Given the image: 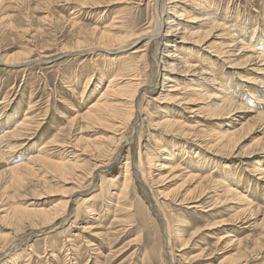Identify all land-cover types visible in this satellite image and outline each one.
Here are the masks:
<instances>
[{
    "label": "rangeland",
    "instance_id": "rangeland-1",
    "mask_svg": "<svg viewBox=\"0 0 264 264\" xmlns=\"http://www.w3.org/2000/svg\"><path fill=\"white\" fill-rule=\"evenodd\" d=\"M99 1L100 5L97 7L91 2L88 3V6L84 7L79 1L73 0L67 2L60 0L51 4L50 9L47 10L45 5H39L38 0H0V135L3 134L6 128L12 129L17 119L22 118L23 115L34 117L42 123L29 140L22 141V148L20 149L19 147L18 151H6L8 150L6 149L3 152L4 145L0 144V178L2 179H0V205H19L21 207L28 205L29 208L49 209L55 202L67 199L64 195L70 194L67 193L69 191L80 189L82 193L75 192L76 196L73 200L69 197V204L65 210L66 217L54 220L50 225H54L57 222L59 224L55 228H51L48 225L49 227H46L47 229L44 233L45 228L37 231L35 228H31L29 223H25L24 233L11 235L10 233L15 230V226L8 223L9 219L7 221L5 219L1 220L0 232L8 233L0 235V245L11 241L8 244V248L14 246L18 251L14 252L13 255L15 254L17 257H26L27 253H31L29 257L31 260L28 264H264V247L253 250L255 240L264 232V224L261 223L264 217V210L258 212L255 218L253 217L251 220L246 219L245 216L249 214V211L245 216H243V213L247 209L246 207L250 205H242L239 203V199H233L230 196L224 197L225 192L223 187L219 182H215L216 179L221 181L224 178L228 181V185L234 184L233 188L240 189L243 194L247 195V198L249 196L248 199L250 201L264 206V180L257 179L258 176H255L256 173L253 171V169H257L254 167L255 162H260L264 166V139L259 142L260 139L264 138V119L254 123V128L250 130L251 132L249 131L242 135V142L239 145L237 144L236 148L247 153L244 158H238L233 155H220L221 151L223 153L229 152L228 150L225 151L223 147H221V150L219 148H216V150L208 148L214 154L209 153L206 148L208 147L207 143L210 141L204 140L205 142H203L200 136L192 131V128H184L185 132L190 131L192 133L188 135L179 129H174V127L158 125L157 122L163 120V118L189 115L188 119L184 118L183 120L189 126H197V133H205L213 141L217 137L216 130L228 128L227 124L230 122H226L228 119L224 118H211L205 115V113L194 112L190 114L188 109L183 110L184 108L195 106L196 104L194 103L188 104L184 100H178L177 98L163 99L169 90L168 88H172V77H175L179 81L180 86L176 87L181 89V91H172V93L175 95L184 92V94L182 93V97L186 99L191 94V92L188 94L187 92L194 82L190 80L185 82L181 75L177 73L173 74L170 70L163 69L164 66L171 63L162 57V51L166 50L165 44L168 42V38L165 39V37L160 36L159 38H153L151 37V31L148 35L145 34L146 27L150 24L149 22L154 12V7L150 0ZM165 1L167 0H162V2ZM194 1L201 4L196 5L199 8L197 9L199 12L191 9ZM176 2H179V0H176ZM183 3L186 4L188 12L191 13L183 14L185 11H181L182 15L180 16L183 18L181 20L186 25L192 24L194 26L188 29H179L178 36L181 35L182 30H187V32L202 30L204 32L211 29L213 22L223 23L232 31L243 28L244 33L248 32L246 40L250 41L253 38V42L257 41L254 43L256 44L254 48L257 51L264 50V41H262L264 40V0H180V4ZM170 4H173V2H170ZM169 11L170 13L164 15V19L161 16L159 20L167 22L169 20L168 17H173L176 14L173 9ZM201 14L205 15V18L210 21L202 28L199 26V23H206V20L201 21V19L199 21L194 20L195 23L191 22L193 17L197 19L195 18L197 15L198 18H202ZM208 15L212 16L211 19ZM48 17H51L50 21L46 20ZM224 20L228 22L226 23ZM11 23L15 25V28L12 27ZM106 27L116 28L112 29V31L120 36L129 33L132 27H136L137 32L143 30L137 35L141 36L144 33L145 36L143 35L142 38L135 37L137 39L133 42L126 41L124 44L115 43L110 46L111 52L89 51L87 48L99 44V33H95L92 30L98 28V30L102 31ZM210 33L218 36L222 32L213 30ZM178 36H175V34L172 36L178 40L176 42L177 45L182 48L184 47L180 51L173 50L180 55V61L178 58L173 60L175 63H178V66L185 64L186 61L195 63L198 57L194 52L200 51L203 56L211 59L210 61L200 59V64L206 68H212L211 70H215L214 72L218 73L212 72L216 85L219 84V81L224 82V86L227 85L228 93L233 92V95L230 97L238 103L240 102V104L242 102L246 109L253 111L251 114H243V117L247 119L252 115L256 116L264 111V104L260 100L262 96L258 92L255 94L256 98L254 99H250L247 95L246 97L245 95L239 97L236 95L243 91V88L241 90L239 88L237 90L236 88L237 86L242 87V81L235 75H230L233 69L227 67V64L225 65L224 62L218 63L219 60H216V56L208 53L209 50L207 51L206 48H208L207 46L210 42L214 46H219V40H215L218 37H212L210 42L208 41L203 44L196 43L195 40L194 42L187 40L180 42L181 39H179L180 37L177 38ZM149 39H151V45L148 48V59L151 62V66L145 74L143 72L145 68L144 63L140 60L137 62L136 59L131 58L137 57L141 53L133 55L131 52L134 48L146 49L145 45ZM78 40L86 42L85 45L83 47L79 46V48L74 47L75 44L77 45L76 42ZM212 40L217 42L215 43ZM112 42L114 41L112 40ZM112 42L110 41L109 44ZM88 43L95 44L87 45ZM64 45L65 47H63ZM201 47L206 49V51L200 49ZM77 48L78 50L72 53L67 51ZM63 49H65L64 52H62ZM23 51H29L30 55L22 61L11 62L7 58H4V56H10ZM241 59L239 58V62H241ZM127 62H129L128 68L132 67V65H137L136 67L139 68L142 78L146 79L147 85L141 87L136 97V105L139 109L143 110L142 121L139 118L137 119L136 114L138 113L135 111L136 113L134 112L131 122H126L125 124L118 123L119 125L115 129L113 122L106 123L107 127L102 124H86V127L83 128L84 131L78 134L82 125V121H79L73 132L71 130L68 135L67 129L70 120L75 117L79 119L80 115H83L89 106L98 100L101 93L104 92L109 84L110 77L114 76L119 68ZM212 62L217 65L216 68L212 66ZM243 66L240 69V73L246 75L248 74V70L245 68L249 69L250 67H248L249 64ZM219 70L222 74L217 72ZM165 73L169 74L171 78L164 80L163 76L166 75ZM154 77L156 78L155 82ZM229 79H232V81ZM260 79H264V75ZM148 83L149 85L155 83V86L148 87ZM246 83L249 84L248 82ZM252 87L254 88L255 86ZM229 90L232 92H229ZM259 90H262V88ZM144 91H147V94L143 95ZM208 92L210 91L208 90ZM244 92H247V90L244 89ZM196 98L197 96L192 99ZM212 101L211 99H206L200 103L209 104L208 102ZM200 103L194 108L201 107L203 104ZM45 114L47 115L45 116ZM239 114L242 116L241 113ZM6 118L7 123L5 124ZM200 121L202 122L198 124ZM238 121L241 120L238 119L235 123H239ZM61 128H66V135H63L65 141L69 142L71 138V141L73 140L72 144H74V147L76 146V149L68 146L64 147V149L61 147L53 148L49 156L51 159L59 161H62V157H65L67 161V159H73L74 155L70 152L74 150V154L80 155L75 160L83 163L85 168H81V171L78 172L82 176H78V180L72 183H66L68 182L67 180L59 179L55 174L50 173L51 176H49V173L46 172L47 170H41V166L38 164L36 167H39L38 169L41 171H36L38 175L34 179L33 177H26L27 179L23 180V185L26 187L21 186L23 189L19 190V192H22L19 195L20 197L14 196L15 191L13 188H5L6 185H11L12 181L10 179L13 174L9 171L6 172L7 168L18 162L28 161L30 154H37L36 151L41 144L44 145L51 138L54 140L55 136L59 135ZM229 129L232 128L229 127ZM80 136L85 140V143H82L83 139L80 142L76 141ZM90 141L92 142L90 143ZM100 143H102L104 149L102 152L101 150L95 151L94 148H97V144ZM184 143H187V145H184ZM34 144H36V147L33 146ZM31 146L35 147V149H31ZM192 146H194V150L190 149ZM200 146L203 147L204 153H209L207 154L206 160L208 163L206 162V164L212 170L208 174H204L210 180L206 189L210 193L205 199H201L203 206L194 208L190 207V205L196 203L180 204L178 202L175 204L174 200L168 199L166 201L168 208L156 207L153 209L151 206L150 188L155 190L157 197H160V201H162L164 199L161 200V190H165L170 195L173 193L169 191L173 188L175 191L185 193L186 187L189 184L184 181L185 177H182V179L170 180L164 187L158 188L159 183L156 181H149L150 183H147V185L142 179V174H140L135 166L140 163V152L145 154L146 160L143 161H146L150 165V172H153L152 174L159 173L164 175L167 174V170H160L159 164L152 165L149 163V156L151 157L154 154L157 156V153L161 155L162 152L160 150L167 148L176 153L175 158L171 159L174 160V165L180 164L187 167L188 170L193 171L196 169V165H198L197 159L203 156L199 154V157L193 160V165L191 164V167L188 168L190 157H188L189 154L187 152L185 154V151L190 150L191 155L195 156L196 149L201 148ZM57 151H62L64 154L62 155V153ZM178 151L181 154L177 153ZM248 151L251 153H248ZM260 153L261 155L255 156ZM251 154L253 155L251 156ZM127 155H130L131 166L134 165L130 167V173L128 172L129 174H127L128 176L130 175V178L126 176L124 167ZM17 156H19L18 159ZM163 157L170 158L171 156L163 155L161 158ZM156 160L155 162L161 163V160ZM100 161H102L103 167L97 171L99 168L95 167V165L100 163ZM224 165L225 167H230L226 168V170L223 168ZM247 168L250 171H244ZM101 171H103L102 174H99L98 172ZM182 172L183 170L177 171L178 174ZM100 175L104 177L101 178ZM227 175H230V178L237 175L239 182L235 181L234 183V180H231ZM4 178L5 180L6 178L10 179L6 182ZM43 178L46 179L44 180ZM54 178L56 179L53 180ZM126 178L129 180H126ZM47 179L50 183H48ZM243 180H245L244 183L242 182ZM45 181L47 182L46 184L44 183ZM126 181L127 184L130 181L129 185H126ZM39 183L42 184L40 185ZM244 186L245 188H243ZM251 186H254V189ZM192 187H194V184ZM92 188L97 189L93 192ZM199 193L204 194V192ZM220 196L223 197L217 203L216 198ZM81 197L86 200L90 198L88 200L89 203L86 201L80 205ZM29 201L34 202V204L31 205ZM79 212V216L75 217ZM163 212L168 213L172 219V221L170 220V224L173 232L171 231L169 244H165V235L163 234L166 231V225H168V222L166 223L163 218ZM95 218L97 219L95 220ZM222 222L228 223L224 225ZM8 225L11 227L10 230L4 228ZM84 226L87 227L84 229ZM232 228L237 230V237L247 239L249 247L252 250L247 253L244 259L237 263L229 261V258L238 253V243L236 241H229L218 244V239L227 234ZM23 237L24 239L28 238V240L25 239L24 241ZM88 241H91L93 244L91 248L87 247ZM184 243H187V245ZM7 253L1 256L0 264H6L7 260L11 262H9L10 264H13L12 258H9ZM20 260L15 264L26 263L24 262V258Z\"/></svg>",
    "mask_w": 264,
    "mask_h": 264
},
{
    "label": "bare ground",
    "instance_id": "bare-ground-1",
    "mask_svg": "<svg viewBox=\"0 0 264 264\" xmlns=\"http://www.w3.org/2000/svg\"><path fill=\"white\" fill-rule=\"evenodd\" d=\"M38 1H39V5H45L46 9L49 10L51 4L55 3L56 1H60V0H38ZM65 1L71 2L73 0H65ZM74 1L81 2L82 6H84V7L88 6V3H90V2L93 3V5H95V7L100 5L99 4L100 3L99 0H74ZM150 1L152 2V5L154 7V12L152 13L153 15H152L151 20L149 22L150 24L148 25V27H146L145 34L148 35L150 33V31H151V37H153V38L154 37H158L159 38V36L160 37H165V39L168 38V42L165 44L166 50H163V51L161 50V51H162V54H163L162 55L163 59L165 58V59L169 60V62H171V63H169V65H167V66H164L163 69L164 70H168V71L170 70L173 74L177 73V74L181 75L183 81H185V82H187L188 80H190L191 82L192 81L194 82V84H192L189 87V90H188L187 94L190 93V92H191V94L186 99V98L182 97L184 92H182L183 94L182 93H177L175 95L172 93V91H174V92L178 91V90L181 91L180 88L176 87V86H180L179 81L177 79H175V77H172V79H171V82H173V83H171L172 88H168L169 90L164 95L163 99L164 98H168V99L177 98L178 100H184L188 104L194 103V104H196L195 106H198L199 103L201 101H203V100L211 99L213 101L212 102H208L209 104L200 103V104H203L201 107L194 108L195 106H191V107L184 108L183 110H185V109L187 110L188 109L190 114L194 113V112H200V113H205V115H208L211 118L228 119L226 122H230V123L227 124V127L229 126L232 129H229V127H228L226 129L222 130V128L220 127L221 129L219 131L216 130L217 137L213 141H211L212 139L210 137H208L207 134H205V133H201L200 134V133L196 132L197 126H189L188 123H186V121L183 120L184 118L188 119L189 115L188 116L187 115L179 116V117L178 116L167 117L165 119L163 118V120L157 122V124L158 125H165V126H169V127H174V129H179L182 132H185L184 131L185 127L192 128V131H194L195 134H198L200 136V139L203 140V142L210 141L209 143H207L208 147L206 148L209 153H213V151L211 152V150L208 149V148H212L213 150H216V148H219V150H221V147H223L225 149V151L228 150L229 152H227V153L224 152L223 153L221 151L220 155H223V156L233 155V156L238 157V158L246 157L247 153L245 151H243V150H240L239 148H236V146H238L242 142V140H243L242 139V135H244L246 132H249L250 130H252V128H254V123L264 119V114H262L264 111L262 113L257 114L256 116L252 115V116H250V118H247V119L245 117H243V114H246V115L247 114H251L253 111L249 110V109H246L245 106L242 104V102L240 104V102L238 103L233 98H231L230 96L233 95V92L229 90V92H232V93H228V91H227L228 89L226 88L227 85L225 84L226 86H224V84H223L224 82L222 83V81H219V84L216 85V83L214 81V75L212 73L215 70H211L212 68H206L205 66H203L199 62L200 59H203V60L205 59L207 61H210L211 59L203 56L202 53H200V51L197 50V52H194L197 55V57H198V58H196L197 60H196L195 63L185 60L186 61L185 64H182V65L178 66V63H175L173 60H176L178 58V60L180 61V59H179L180 55L177 54L176 51H178V50L180 51V49L183 50L184 47L182 48L181 46L177 45L176 42L178 40L174 39V37H172V36H174V34H175V36H178L179 29H181V28L182 29L183 28L184 29H188V28L194 26L192 24L186 25V23L182 22L181 19H183V18H181V16H180V15H182L181 11H185V12H183V14L184 13H191V12H188V10H187L188 8L186 7V4H184V3L180 4V0H179V2H176V0H167V1H165L166 3L162 2V0H150ZM181 1H185V0H181ZM170 2H173V4H170ZM206 2H208V1H206ZM196 5H201V4L196 2V1H194V5L193 4L191 5V9L193 11L199 12V10H197L199 8ZM171 9L175 10L176 14H174L173 17L172 16L168 17L169 20L167 22H164L163 20L160 21L159 18L161 19V16H162L163 19H164V15H166V13H170L169 10H171ZM193 13H195V12H193ZM197 16L195 17L197 19H194V17H193V20H191V22H194V20L195 21H199L201 19H202L201 21L206 20V23H202V22L199 23V26H201V28L205 27L210 22V21H208L209 19L205 18V15L201 14L200 16H202V18L201 17L198 18ZM114 17H116V16H114ZM190 17H192V16H190ZM211 17H210V19H211ZM165 19H166V17H165ZM46 20L50 21L51 17H48ZM173 22H176V23H173ZM11 25H12V27L15 28V25L13 23H11ZM110 28L106 27L102 31L98 30V28H94L92 31L95 32V33L96 32L99 33V35H98L99 36V39H98L99 44H97L98 42L96 43L97 45H94L95 43L94 44L93 43H88L87 45L93 44L94 46L91 47V48L89 47L87 49H89V51H91V52L92 51H99V52L107 51V52H111L110 46L114 45L115 43L116 44H119V43L124 44L126 41L133 42V41H135L137 39L135 37L142 38L143 35L145 36L144 33L141 36L137 35L138 33L142 32L143 30L140 31V32H137L136 31L137 30L136 27H132L129 33H126V34H124L122 36L117 35L115 32L112 31V29L114 30L116 28H112V27H110ZM37 30H38V28H37ZM40 30H42V29H40ZM213 30H215L217 32H222V33H220L218 36H214V34L212 35L210 33ZM162 31H164V33H162ZM36 32H38V31H36ZM244 32L245 31H243V28L236 29V30L232 31V30H229L228 26L224 25L223 23L213 22L212 23V27H211V29L209 31L202 32V30H198V31H194V32H190V31L187 32V30H182L181 35L178 36L177 38L180 37L179 38V39H181L180 42H183L184 40H187L189 42L190 41L194 42V40H195L196 43L205 44L208 41L210 42V39H212V37H218V38H215V40H219V46H217V45L214 46V45L211 44L212 42H210L209 45L207 46L208 48H206V49H207V51L209 50L208 53H210L212 56H214V55L216 56V58H217L216 60L217 61L219 60L218 63H220V62L223 63L224 62L225 65L226 64L228 65L227 67L233 69L232 72L230 73V75H235L238 79H240L242 81L241 82V83H243V84H241L242 87L236 85L237 86L236 88H237V90H238V88L240 90L243 88V91L241 93L238 91L240 94H236V95H238V97L242 96V95H245V97H246V95H247V96L250 97V99H254V98H256L255 94L258 92L262 96V99H260V100L264 104V79H260V77L264 75V50L263 51L262 50L261 51H257L254 48V46L256 45L254 43H256L257 41L253 42V38H251L250 41L246 40V36H247L248 32L247 33H244ZM34 35L36 37V33ZM254 39H255V37H254ZM112 40L114 42H112ZM110 41L112 43L109 44ZM212 41H214V40H212ZM259 41H261V40H259ZM262 41H264V40H262ZM76 43H77V45L75 44L74 47H78L79 48V46L83 47V45H85L86 42L78 40V42H76ZM45 44H48V43H45ZM150 45H151V39H149L148 42L146 43V45H145V47H147L146 49H142L141 50V49L134 48V50H132V52H131V54H133V55L141 53V54L137 55V57H131V58L132 59H136L137 62L140 60V61H142L144 63V65H145L144 67L145 68H144L143 72H145V74H146L147 71H149V68L151 66V62L148 59V56H149V51H148L149 49L148 48H150ZM188 45H190V44H188ZM196 45H199V44H196ZM196 45H194V46H196ZM43 46H45V45L43 44ZM46 47H48V46H46ZM63 47H65V45ZM78 48L77 49H69L67 51L72 53V52L78 50ZM84 48H86V47H84ZM41 49H42V47H41ZM65 49H63L62 52H64ZM80 49H82V48H80ZM200 49H203L204 51H206V49H204L202 47ZM173 50H176V51H173ZM247 54H249V55H247ZM29 55H30L29 51H27V52L23 51V52H19V53H14V54H12L10 56H4V58H7V60L11 61V62H19V61H22L24 58H27ZM188 56H190V55H188ZM111 58H114V57H111ZM155 58H157V57H155ZM239 58H242L241 62H239ZM170 60H172V61H170ZM193 61H195V60H193ZM154 63H155V61H154ZM211 64H212L213 67H215V68L217 67V65L214 62H212ZM246 64H249L248 67H250L249 69L245 68V69L248 70V74L242 75L240 73V69L242 67H244L243 65L246 66ZM127 65H129V62L125 63V65H123L122 67L119 68V70L114 74V76L110 77L109 84L105 88L104 92L101 93L100 97L98 98V100L96 102H93L89 106L88 110L85 111L83 115H80L81 117L79 119L78 118L76 119V117H75L72 120H70L68 129H67V134L68 135L70 134L71 130L73 132L75 126L77 125V122H79V121H82V125L80 126V131L78 132V134H80L81 132L84 131L83 128L86 127V124H91V125L102 124V125L105 126L106 123L113 122V127L115 129V128H117L116 126L119 125L118 123H120V124L124 123L125 124L126 122H131V120L133 119L132 116H133L135 111H137V113H138V114H136L137 115V119L139 118L140 121H142L141 120V116L143 114V110L139 109L138 106L136 105V97H137L138 93L140 92L141 87L142 86L144 87L145 85H147L146 84V79L142 78V75L140 73L139 68L136 67L137 65H134V66L132 65V67H130V68H128ZM161 70H162V68H161ZM161 72H159V73L161 74ZM217 72L222 74L220 72V70L217 71ZM156 73H157V71H156ZM165 74L166 75L163 76L164 80H168V79L171 78L169 76V74H167V73H165ZM215 74H218V73H215ZM155 80H156V78L154 77V82H155ZM229 80L232 81V79H229ZM229 80H227V81H229ZM246 82H248L249 84H247ZM233 83H235V82H233ZM233 83H231V84H233ZM250 84H252V85H250ZM152 85L155 86V83H152ZM152 85H149V83H148V87H151ZM252 86H255V87L253 88ZM207 88H208V90L210 92H208ZM260 88H262V90H259ZM244 89H246L247 92H244ZM144 92L145 93L143 95L147 94V91H144ZM208 94H209V96H208ZM234 95H235V93H234ZM196 96H197L196 99H192V98H194ZM243 100H244V98H243ZM154 101H156V99H154ZM245 101H246V99H245ZM254 102H256V101H254ZM32 106H35V105H32ZM134 106L137 107V108H135ZM192 108H194V109H192ZM28 112H29V110H28ZM239 113H241L242 116ZM46 115L47 114H45V116ZM180 115H181V113H180ZM27 116L28 115H23L22 118L17 119V122H16L15 126L12 127V129L6 128L3 131V134L0 135V144L4 145L3 152H5L6 149H8L6 151H14V150L16 151L19 147L21 149L22 148V141L29 140L32 137V135L39 129L40 125L42 124L41 121L36 120L34 117H27ZM134 117H135V115H134ZM158 117H161V116H158ZM238 117H240V118H238ZM238 119H240L241 121H238L239 123H235V122H237ZM138 121H137V123H138ZM201 122L202 121L198 122V124L201 123ZM6 123H7V118L5 119V124ZM136 124H134V126H136ZM102 125H100V126L102 127ZM106 127H107V125H106ZM110 128L113 129L111 126H110ZM103 129H105V128H103ZM133 129H134V127H133ZM185 133L188 134V135L192 134V133H190V131H186ZM63 135L64 136L66 135V128L65 129L61 128V131H60L59 135L58 136L54 135L56 137L54 140H52V138H51L50 140L45 142L44 145L41 144L40 147L38 148V150L36 151L37 154H34V153L30 154V156H29L30 159L28 161H25V162L22 161L20 163L18 162V163H15L14 165L10 166L9 168H7L6 172L9 171L10 173H13V174L11 176V179L10 178H8V179L6 178V180H5V178H4V180L6 182H8L9 179L12 181L11 185H6L5 188L6 189L13 188L14 191H15L14 192V196L18 197L20 195V193H22V192H19L20 189H23L21 186H25V185H23L24 184L23 180L26 177H33V179H34V177H36L38 175L36 173V171H41L42 169L47 170L46 172L49 173V176H51V174H55V175H57L59 177V179L67 180L68 182H66V183H72V182L78 180V178H79L78 176H80L78 172L81 171V168H84L83 163H80V162H78V160H75V159H77L78 156H80L79 154L78 155L74 154L75 151L73 150L70 153H72L74 155V157H73L74 160L73 159H69V160L67 159V161H66L65 157H62V161L61 160L59 161V160H53V158L51 159V157L49 156L52 153L51 150L53 148L61 147V148L64 149V147L68 146L70 148L73 147V149H76L75 148L76 146L74 147V144H72L73 140L71 141V138H70L69 142H67V141H65V137H63ZM71 135L73 136L72 133H71ZM199 136H197V137H199ZM82 139L83 138H81V136H80L76 141L80 142V140L82 141ZM263 139L264 138L260 139L259 142L261 140H263ZM98 140H100V139H98ZM86 141H88V140H86ZM183 141H186V140H183ZM91 142L92 141H90V143ZM188 142H189V140H188ZM82 143H85V140ZM185 144L187 145V143H184V145ZM97 145H98L97 148H94V150L95 151H100L101 150V152H102V150L104 149V146L102 145V143L97 144ZM33 146L36 147V144H34ZM33 146H31V149H35V147H33ZM193 147L194 146L190 147V149L194 150L195 148H193ZM200 147L201 148L196 149V154H194L195 156L191 155L190 150H186L185 151V154L187 152L189 154L188 157H190V162L188 161L189 162L188 168L191 167V164H192L193 160L195 158L199 157L198 156L199 154L203 156V157L197 159L198 160V165H196V169L193 170V171L188 170L187 167L181 166L180 164L179 165H174L173 164L174 160H171V159L175 158L176 153H173V151H170L167 148H163V150H160V152H162L161 155H159V153H157V156H156V154H154L151 157L149 156L148 157L149 163H151L152 165L153 164H156V165L159 164L160 165L159 166L160 170H167V174H164V175L163 174H159V173L152 174L153 172H150V165H148L146 161H143V160H146L145 154L140 152V154H139L140 163H139V165L136 163L138 166L137 165H135V166L137 167V170L140 172V174H142V179L146 182V184L147 183L149 184L152 181H156L157 183H159V186H158V188H159V187H164L166 185V183H168L170 180H174V179H178V178L182 179V177L183 178L185 177L184 181L189 184L188 187H186L187 189L185 190V193L177 191V190L175 191V190H173L174 189L173 188V189H171L169 191V192L173 193L172 195H170L165 190H161V194H162L161 200L164 199L162 201H160V197L159 198L157 197V195L155 193V190L151 189L150 186H149L150 193H151V206H152L153 209L156 208V207H160V208L167 207L168 208V206H166V201H168V199L174 200L175 204L178 203V202L180 204L196 203V204L190 205V207H194V208L195 207L198 208L200 206H203V202H201L202 201L201 199H205L206 196L210 193V191L206 190L208 188L207 184H208V182L210 180L208 179V176L207 175L204 176V174H208L212 170H211V168H208L209 166H208V164H206V162L208 163L206 158L208 157L207 154H209V153H207V152L204 153L203 152L204 150H202L203 147L202 146H200ZM91 150H93V149H91ZM89 151H88V153H89ZM57 152L62 153V151H57ZM82 153H83V151H82ZM177 153H179V151ZM248 153H251V152L248 151ZM63 154L64 153H62V155ZM179 154H181V153H179ZM216 154H218V153H216ZM163 155H168V156L170 155L171 157L170 158H166V157L161 158ZM252 155L253 154H251V156ZM258 155H261V153L260 154H256L255 156H258ZM18 157L19 156H17V159H18ZM156 159L161 160L160 161L161 163L155 162ZM184 159H185V156H184ZM126 160L127 161L125 162L124 167H125V171H126L125 172L126 176H128L127 174L130 173V171H129L130 167H132L134 165L131 166L132 161H130L131 160L130 159V155H127V159ZM101 162L102 161H100V163L95 165V167L99 168L97 171L101 170V168L103 167V165H102L103 163H101ZM38 164H40V166H41L40 169L41 170L38 169L39 167L38 168L36 167ZM229 167L230 166H227V167H225V165L223 166V168H225V169L229 168ZM254 167L257 168L256 170L253 169V171L256 173L255 176H258L257 179L264 180V166L262 164H260V162H258V163L255 162ZM152 168H154V166H152ZM145 169H147V170H145ZM179 170H183V172L181 174H178L177 171H179ZM246 170L250 171L249 168L244 169V171H246ZM102 172L103 171L98 172V173L102 174ZM225 172H227V171H225ZM147 173H149V174L147 175ZM248 174H250V172H248ZM42 176H41V179H42ZM129 176H128V178H130ZM0 177H1V173H0ZM44 177H45V175H44ZM100 177L102 178L104 176L100 175ZM228 177L230 178L231 176L229 175ZM243 177H242V179H243ZM128 178H126V180H129ZM48 179H50V178H48ZM48 179H47V181H49ZM55 179L56 178H54L53 180H55ZM230 179L234 180V183H235V181L239 182V177L237 175H235L233 178H230ZM217 180L218 179H216L215 182H219V184L223 187V190L225 192L224 197L230 196L233 199H239V203L242 204V205H247V206L250 205V206L246 207L247 209H245L244 213H243L244 214L243 216H245L246 213L249 211V214H247L245 216L246 219L251 220L253 217L255 218L257 216L258 212H260L261 210H264V206H260V204L258 205L256 203H253V201H250L248 199L249 196L247 198V195L243 194L240 189L238 190V189H236V187L233 188L234 184H229L228 185V181L226 179H224V178L221 179V181H219V180L217 181ZM129 182L130 181H128V184H127V181H126V185H129ZM242 182L244 183L245 180H243ZM44 183L46 184L47 182L45 181ZM48 183H50V181ZM182 184H183V182H182ZM193 184H194V187L191 188V186ZM41 187H43V186H41ZM248 187H250V186H248ZM251 187L253 188L254 186H251ZM58 188H60V187L58 186ZM73 188H75V187L73 186ZM73 188H71V189H73ZM182 188H184V187L182 186ZM243 188H245V186ZM61 189H62V186H61ZM92 189H93V192H94V190H96L97 188H92ZM179 189H180V187H179ZM36 192H38V191H36ZM75 192L76 193L78 192L79 194H82L80 189L72 190L71 192L69 191L67 193H70V194L64 195V197H67V199L55 202V204L52 207H50L49 209L36 208V207L35 208H32V207L29 208L28 205L27 206H23V207H21L19 205L18 206H5V205L1 206L0 205V214H2V215H0V221L3 220V219H5L7 221L9 219L10 221L8 223L10 225H12V226L13 225L15 226V230H13L10 233L11 235L12 234L17 235V234H20V233H24L23 230L25 229V223H29L31 228H35V230H37V231H39V229H42V228L44 229L45 228L44 231H43V233H44V232H46V229L49 227L48 225L53 223L54 220L60 219V218H62L64 216L66 217L67 214H65V210H66V208H67V206L69 204V197H71V199L73 200V198L76 196ZM123 192H125V191H123ZM196 192H197V194H196ZM199 192H201V193L204 192V194H200ZM39 196H40V194H39ZM169 196H171V197H169ZM31 197H33V196H31ZM34 197L36 198V196H34ZM83 197L80 198V201H81L80 205L82 203L84 204L86 201L88 202V200L90 199L89 198V199L86 200V199H83ZM222 197L223 196L217 197L216 198V202L217 203L220 202L221 201L220 198H222ZM9 199H11V198H9ZM159 201L161 202V204H160ZM29 202L31 203V205L34 204V202H32V201H29ZM36 205H39V204H36ZM124 205H127V204H124ZM89 212H90V210H89ZM166 212H163V218H164L166 223L168 222V225H166L167 228H166V231H164L163 234L165 235V238H164L165 239V244L166 243L169 244L170 237H171V234H172L171 233L172 228H171V224H170L172 219L169 217L168 213H166ZM79 214H80V212L77 213V215L75 217H78ZM96 219L97 218H95V220ZM180 220H184V219H180ZM227 223L228 222H226V223L222 222V224H224V225L227 224ZM261 223L264 224V217H263ZM58 224L59 223L57 222L56 224H54V225L52 224L50 226H51V228H55V226H57ZM86 227L87 226H84V229ZM4 228L9 229V230L11 229V227L9 225L5 226ZM224 229H226V227H224ZM7 233L0 232V235H4V234H7ZM30 234H28V235H30ZM236 235L238 236L237 230L232 228V230H229V232H227V234H224L223 237L218 239V244L227 243L229 241H234V242L236 241L238 243V248H237L238 253H236V255H234V256L229 258V261L234 262V263L240 262L242 259H244V257L247 255L248 252L252 251L250 249V247H249V243H248L247 239L239 238ZM23 239H24V237H23ZM25 239H24V241H25ZM26 240H28V238ZM69 241H70V239H69ZM10 242H5L4 244L0 245V258H2L1 256L6 254L8 252V250L12 249V250L9 251V253H7L8 254L7 256L9 258L10 257L12 258V260H13L12 263L13 264L18 263L21 258L22 259L24 258V262H26L25 264H28V262H30V260H31V258H29L31 253H27L26 257H23V256L17 257L15 254L13 255V253L18 251V250H16V248H14V246H10V245H9L10 248H8V244ZM184 244L187 245V243H184ZM72 246L74 247V245H72ZM91 246H93L92 242L88 241L87 242V247L91 248ZM259 247L260 248L264 247V232L261 233V235L255 240V247L253 248V250L255 248H259ZM53 256H55V255H53ZM6 262H7L6 264H10L11 263L8 260Z\"/></svg>",
    "mask_w": 264,
    "mask_h": 264
}]
</instances>
